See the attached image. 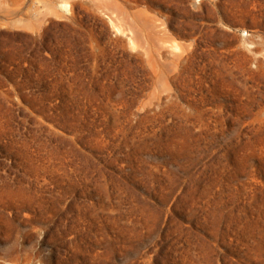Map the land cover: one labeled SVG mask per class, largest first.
Segmentation results:
<instances>
[{
    "label": "rangeland",
    "instance_id": "1",
    "mask_svg": "<svg viewBox=\"0 0 264 264\" xmlns=\"http://www.w3.org/2000/svg\"><path fill=\"white\" fill-rule=\"evenodd\" d=\"M0 264H264V0H0Z\"/></svg>",
    "mask_w": 264,
    "mask_h": 264
}]
</instances>
